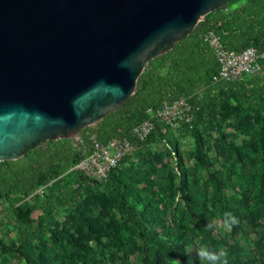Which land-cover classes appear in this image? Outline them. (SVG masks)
Segmentation results:
<instances>
[{"label":"rangeland","instance_id":"1","mask_svg":"<svg viewBox=\"0 0 264 264\" xmlns=\"http://www.w3.org/2000/svg\"><path fill=\"white\" fill-rule=\"evenodd\" d=\"M263 4L264 0H230L221 11L213 12L208 18L219 17L221 23L230 20L232 31L243 26L250 34L264 37ZM200 50L205 52V49ZM165 61L168 60L159 59L149 65L150 61L145 69L167 75L169 68L163 67ZM193 64V73L201 80L196 94L204 102L219 103L220 111L213 115L203 112L195 122L194 131L171 130L165 137L156 133L153 139L137 146L123 160L113 183L111 180L78 187L74 180H62L28 198L19 195L13 203L3 201V205L0 204L1 243L7 248L20 247L23 255L10 257L0 249V264H81L74 259L69 261L66 256V250L71 248L69 236L81 240L89 248L95 245L84 233L80 214L87 218L93 230L106 228L110 234L115 233V228L121 230L124 246L109 264H156V259L165 264H177V261L192 264L189 260L186 262L180 248L166 251L155 241L139 238L127 227L128 216L116 209L112 200L119 192L126 201L138 199L152 203L164 216L157 232L162 235V227H165L177 233L181 226L175 218H180L184 207L180 191L181 168L185 171L187 187L198 200L211 197V178L214 180L216 174L224 184L223 188L220 186L221 192L232 199L230 205L234 204L239 211V216L235 217L238 222L231 230L224 228V221L218 215L212 219L211 228L193 221L190 226L197 225L198 236L182 241L188 246L183 253L196 256L201 264H208L197 252L204 248L217 252L223 249L228 253L229 264H264V220L253 222L248 214L252 205L246 206L242 198L253 181V174L248 172V166L242 165L236 150L239 148L246 153L256 161V170L259 168L261 149L253 140L259 137L258 117L264 121V75L237 84L211 85L212 64H202L200 59ZM82 137L78 134V138ZM73 141L74 148L79 151L77 139ZM45 146L44 142L42 147ZM85 148L88 149L87 145ZM198 155L207 167L200 163ZM178 161L182 163L181 168ZM252 197L249 196L250 201ZM16 206L30 210L32 225H17ZM171 242L176 243L174 237ZM172 250L181 255L168 252Z\"/></svg>","mask_w":264,"mask_h":264},{"label":"water","instance_id":"2","mask_svg":"<svg viewBox=\"0 0 264 264\" xmlns=\"http://www.w3.org/2000/svg\"><path fill=\"white\" fill-rule=\"evenodd\" d=\"M230 0H0V162L74 139Z\"/></svg>","mask_w":264,"mask_h":264},{"label":"trees","instance_id":"3","mask_svg":"<svg viewBox=\"0 0 264 264\" xmlns=\"http://www.w3.org/2000/svg\"><path fill=\"white\" fill-rule=\"evenodd\" d=\"M222 9L214 12L221 11ZM262 9H264V4ZM208 15L187 38L178 42L170 52L149 63V65H152L156 60L167 59L168 61L163 63V67L168 66L169 68L167 75L157 74L145 69L137 82L135 93L128 99L124 106L112 112L103 121L95 125L96 128L93 129L98 133L100 140L104 141L113 136L124 135L134 144H137L130 133L133 127L146 119L147 110L157 108L165 101H172L180 97L187 98L195 108V120L192 126H186L181 130L191 129L194 131L196 120L205 111L211 115L219 112V103L204 102L195 92L198 83L201 81L200 78H196L197 73H193V63L198 59H200L202 64H212L210 68L211 74L209 76L211 85L237 84L253 78H246L236 83H212L213 76L217 74L219 66L214 53L202 40L201 36L203 33L210 30L215 31L221 37L223 44L229 50L233 51H244L250 47L264 50V37L250 34L244 30L243 26H240V30L232 31L230 20L221 23L219 22V17L211 20L208 18ZM200 48L205 49V52L201 51ZM258 123L259 137H256L253 142L257 143L258 148L261 149L258 152L260 154L259 168L256 170V161H253L246 153L236 148L240 153L242 165L244 167L248 166V172L253 174V181L248 187L247 192L242 195V198L246 206L252 205V208L248 210L249 218L257 223L264 220V121L261 116L258 117ZM93 129L85 128L80 131L79 136L85 137L87 132ZM169 131L171 130L165 129L162 124H158L147 141L153 139L156 133L161 137H165ZM44 142L46 146L42 147ZM143 143H139L137 146ZM83 156L82 151H77L74 148L73 139H60L56 141L42 140L34 148H26L24 156L21 159L0 162V204L3 205V201L13 203L15 197L19 195L22 198H28L38 190H44L49 185H54L62 180H74L78 183V187H84L88 183H91L82 172L74 169ZM198 158L200 163L207 167V163L202 161L200 155H198ZM181 164L178 161L177 165L180 168L182 167ZM120 165L111 172L106 182L112 180L113 183L116 180L114 179V174ZM249 165L253 168L249 167ZM181 170L183 172V178L180 183V191L183 195L184 207L181 211L180 218H175L181 226V229L177 230V233L173 232V230H167L165 227H162L164 229L162 235L157 232L156 228L160 227L161 223L164 222V216L158 208H153L152 203L140 202L138 199L137 201L133 199L126 201L124 200L125 197L121 196L119 192H116L112 200L116 209L128 216L126 225L139 238L155 241L158 247L163 250L177 247L185 252L188 246L182 243V241H190L198 236L196 232L197 225L190 226L193 221L198 222L199 226L203 224L204 227H207V225H211L212 219L216 215L224 221L225 213H230L232 216L238 217L239 211L237 206L234 204V206L230 205L233 203L232 199L221 192L220 186L223 188L224 184L221 183L216 174L213 176L215 181L211 178V197L198 200L190 188L187 187L185 171L182 168ZM250 195L253 196L251 201L249 198ZM15 212L17 225L24 224L30 226L33 224L34 221L29 217L31 213L29 209L24 211L22 206H16ZM79 216L84 233L88 237H91L95 245L93 248H89L81 240L69 236L71 248L70 250H66L67 258H69V261L74 259L81 264H109L110 259L118 257V251L124 246V241L120 236L121 230L115 228L114 234H110L106 228L93 230L87 218L82 214ZM190 217H193L194 220ZM164 236L166 240L168 239L167 241L163 239ZM173 237L176 241L175 244L171 242ZM0 249L10 257L23 255L20 247L7 248L1 243V240ZM168 252L178 253L176 250ZM183 252L181 254L187 263L189 260L192 264H201L196 256L193 258ZM156 264L165 263H160L159 259H156Z\"/></svg>","mask_w":264,"mask_h":264},{"label":"built area","instance_id":"4","mask_svg":"<svg viewBox=\"0 0 264 264\" xmlns=\"http://www.w3.org/2000/svg\"><path fill=\"white\" fill-rule=\"evenodd\" d=\"M204 44L211 49L218 62V72L213 76L212 83H236L246 78L264 75V50L250 47L244 51L229 50L221 37L213 30L202 34ZM195 120V108L187 98L180 97L172 101H165L157 108L147 110L146 119L133 127L131 137L118 135L104 141L93 129L85 137L77 139L79 151L83 158L74 168L82 172L91 183H103L111 172L139 145L149 139L158 124L165 129L179 130L192 126ZM87 145V148L85 146ZM0 206V212H1Z\"/></svg>","mask_w":264,"mask_h":264},{"label":"clouds","instance_id":"5","mask_svg":"<svg viewBox=\"0 0 264 264\" xmlns=\"http://www.w3.org/2000/svg\"><path fill=\"white\" fill-rule=\"evenodd\" d=\"M237 219L232 216L230 213H225L224 219V228L226 230H231V228L237 224ZM208 228H211L212 225H207ZM197 255L202 259L208 261V264H229L228 253L221 249L219 252L211 251L206 248L201 249L197 252ZM177 264H180L177 261Z\"/></svg>","mask_w":264,"mask_h":264}]
</instances>
